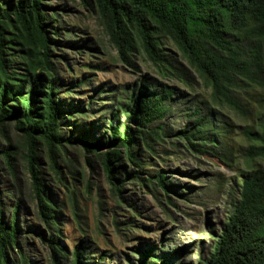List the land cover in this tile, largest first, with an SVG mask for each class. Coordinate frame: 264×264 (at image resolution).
Listing matches in <instances>:
<instances>
[{
    "label": "rangeland",
    "instance_id": "rangeland-1",
    "mask_svg": "<svg viewBox=\"0 0 264 264\" xmlns=\"http://www.w3.org/2000/svg\"><path fill=\"white\" fill-rule=\"evenodd\" d=\"M42 4L55 19L48 32L61 144L49 146L39 133L31 138L15 123L0 125V211L6 223L19 205V248L9 252L10 264H22L23 254L28 264H74L78 250L87 264H140L144 254L151 264H209L245 179L257 176L264 184V157L255 156L261 144L254 139L263 131L264 74L235 76L225 87L233 105L168 37L157 35L161 59L155 62L127 27L132 50L123 56L109 28L117 17L97 0ZM5 26V36L41 51L32 22L13 16ZM224 38L245 45L231 33ZM14 48L11 54L19 52ZM14 61L22 69L23 61ZM144 87L173 94L164 102L165 117L141 127L130 111ZM112 120L113 127L132 129L137 140L130 150L138 156L134 164L125 147L115 146L121 153L115 180L103 157L114 150L104 145ZM84 138L87 145L80 142ZM160 176L168 191L158 186ZM37 188L57 213L52 230ZM51 234L61 255L48 243Z\"/></svg>",
    "mask_w": 264,
    "mask_h": 264
},
{
    "label": "trees",
    "instance_id": "trees-1",
    "mask_svg": "<svg viewBox=\"0 0 264 264\" xmlns=\"http://www.w3.org/2000/svg\"><path fill=\"white\" fill-rule=\"evenodd\" d=\"M43 0H0V125L15 123L33 138L39 133L49 146L61 144L62 108L59 103L57 79H51L56 70L52 65L50 46L52 40L48 29L53 20L43 12ZM106 12L115 14L116 21L109 26L111 35L123 56L132 50L127 27L136 31L142 46L151 60L161 59L162 45L157 35L172 40L214 87L216 93L236 105L225 91L235 76L251 78L254 71L264 74V0H97ZM5 4V6H4ZM6 7V8H5ZM16 16L26 23L32 22L38 35L41 49L5 36L6 22ZM226 33L238 36L245 45H236L224 38ZM126 36V37H125ZM14 47L20 49L17 54ZM215 49L217 51H215ZM41 57L39 60L38 56ZM20 58L22 69L17 68L14 58ZM30 87V91L27 88ZM42 94V103L39 96ZM172 90L161 95L152 94L144 87L139 98H134L135 107L130 111L131 121L150 125L165 117V101L172 97ZM41 104V105H40ZM42 119V121H40ZM27 126L26 129L21 128ZM262 133L255 136L261 147L255 156L264 157V118ZM108 141L112 154L104 155L107 172L115 180V163L120 154L115 146L125 147L128 157L138 164V156L130 148L137 138L131 128L110 126ZM87 145L86 139L80 141ZM98 143H101L98 142ZM96 144L99 146V144ZM138 145V144H137ZM7 163L10 164L7 155ZM113 168V169H112ZM37 180V171L32 169ZM165 178H157L158 186L168 191ZM42 206V215L52 230L57 222V213L52 203L46 201L45 191L37 188ZM19 205H15L9 222L6 223L0 211V264H10L9 252L19 248L18 227ZM56 218V219H54ZM55 254H62V246L51 234L48 241ZM57 257V255H56ZM140 264H151L143 255ZM59 261L58 257L55 258ZM22 264L27 263L22 255ZM16 263L17 260L15 261ZM74 264H87L82 250H78ZM152 264H157L156 261ZM209 264H264V184L257 176H248L241 188L240 200L225 227L219 243L213 251Z\"/></svg>",
    "mask_w": 264,
    "mask_h": 264
}]
</instances>
